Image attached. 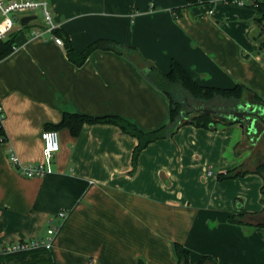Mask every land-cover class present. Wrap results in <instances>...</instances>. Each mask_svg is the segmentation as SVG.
I'll use <instances>...</instances> for the list:
<instances>
[{"label":"crops","instance_id":"1","mask_svg":"<svg viewBox=\"0 0 264 264\" xmlns=\"http://www.w3.org/2000/svg\"><path fill=\"white\" fill-rule=\"evenodd\" d=\"M46 1L57 28L77 49L114 39L135 46L161 71L175 59L201 85L241 82L264 100V56L250 5ZM36 11L20 14L19 21L35 18L14 26L7 35L15 36L13 49L0 59L7 137L0 142V245L43 237L47 220L57 223L56 213L64 210L51 247L54 264H177L174 242L188 251L189 264L205 255L217 264H264V171H251L264 163V132L245 144L237 122L215 129L184 124L148 143L133 168L135 137L112 123H84L76 136L57 129L50 172L26 177L17 171L11 155L41 162V132L63 112L118 114L142 130L169 119L165 94L137 62L96 49L75 65L46 32L32 35L42 25ZM4 19L0 13V27ZM229 169L250 171L218 177ZM240 213L249 224L228 221Z\"/></svg>","mask_w":264,"mask_h":264},{"label":"trees","instance_id":"2","mask_svg":"<svg viewBox=\"0 0 264 264\" xmlns=\"http://www.w3.org/2000/svg\"><path fill=\"white\" fill-rule=\"evenodd\" d=\"M183 1L188 5H197L213 2L214 0ZM252 7L255 9L254 21L257 25V33L254 38L258 43V51L264 52V0L256 1V4L252 5ZM53 33L62 38L67 58L75 65L83 64L87 56L96 49L112 50L120 54H126L138 63L141 72L149 82L165 94L169 103V119L165 124L155 129L142 130L133 122L118 114L91 115L82 112H63L59 122L48 125L47 129L56 131L60 127H66L73 136L78 135L81 126L84 123H112L116 125L123 133L130 134L136 138V144L131 154L133 168L136 166L139 152L148 143L159 138L172 136L181 125L191 124L196 127L215 129L218 124L229 126L232 123H236L228 122L226 119L221 118L220 115L201 111L194 112L187 119L181 120L180 111L182 109L208 107L214 108L219 112H226L243 96L264 102V100L253 89L241 82H237L234 86L228 88L201 85L197 83L186 69L175 59H171L167 71H161L153 64L148 63L140 55L135 46L126 45L114 39L98 38L88 43L84 48L77 49L72 45L65 32L56 28ZM14 38L15 36L11 35L0 39V59L11 52L14 46ZM6 138L0 120V142L5 141ZM262 170L264 171V163L251 171L259 173ZM249 171V169H229L223 173H219L218 177L221 179L233 178L236 176H242ZM262 192L264 196V190ZM242 215L243 213L237 215L229 214L228 221L236 224H249V222L242 219ZM173 252L177 264H189L188 251L184 249L180 243H173ZM206 262L217 264L214 258L206 255L201 257L197 264H205ZM0 264L54 263L51 257V249L38 247L26 251L0 254ZM139 264L143 263L140 262Z\"/></svg>","mask_w":264,"mask_h":264},{"label":"built area","instance_id":"3","mask_svg":"<svg viewBox=\"0 0 264 264\" xmlns=\"http://www.w3.org/2000/svg\"><path fill=\"white\" fill-rule=\"evenodd\" d=\"M256 1L259 0H214L213 2H222L237 6H252L256 4ZM35 10L39 11L41 14L42 25L41 28L34 30L32 35H41L43 32H46L50 39L63 45L62 38L53 33L54 29L57 28V24L53 19L46 0H18L7 3L0 0V13L5 17L3 26L0 27V38H5L9 33L14 31V26L20 23L19 16L21 13ZM2 118L3 112L0 108V120ZM41 140L43 154V160L41 162L23 163L19 161L15 154L11 155V161L21 175L26 177L41 176L51 171L50 164L52 157L59 146L58 133L56 130L45 129L41 132ZM56 216L59 218L57 223H53L52 218L47 220L48 224L43 237H33L26 240H18L6 245H0V254L26 251L38 247L51 249L53 240L66 218L67 213L64 210H59Z\"/></svg>","mask_w":264,"mask_h":264},{"label":"water","instance_id":"4","mask_svg":"<svg viewBox=\"0 0 264 264\" xmlns=\"http://www.w3.org/2000/svg\"><path fill=\"white\" fill-rule=\"evenodd\" d=\"M32 18H35V15H23L20 18V22L22 25H25ZM243 56L247 57L248 55L247 53L246 54L244 53ZM240 99H242V97ZM258 107L259 106L257 103L244 102L242 104H239L236 110H231L228 112H219L214 108L200 107L193 109H182L180 111V115H181V120L187 119L194 112H200V111L205 113L220 115L221 117L225 118L228 122H237L241 128L243 126H246L245 134L248 136L250 141H252L253 139L252 134L257 131V128L255 126V119L257 117L256 109H258Z\"/></svg>","mask_w":264,"mask_h":264},{"label":"flooded vegetation","instance_id":"5","mask_svg":"<svg viewBox=\"0 0 264 264\" xmlns=\"http://www.w3.org/2000/svg\"><path fill=\"white\" fill-rule=\"evenodd\" d=\"M244 102L257 103L258 106L260 107V108L258 107V109H256L257 117L255 119V126L257 128V131L252 134V137L253 136L259 137L264 132V102H260V101L251 99L247 96L246 97L244 96V97H242V99H239L234 105H232L231 109L227 110L226 112L231 111V110H236L238 108V105L242 104ZM221 118H223V117H221ZM223 119H225V118H223ZM242 130L245 133L246 126H243ZM249 141H250V139H249Z\"/></svg>","mask_w":264,"mask_h":264},{"label":"rangeland","instance_id":"6","mask_svg":"<svg viewBox=\"0 0 264 264\" xmlns=\"http://www.w3.org/2000/svg\"><path fill=\"white\" fill-rule=\"evenodd\" d=\"M36 15H37V17H38V20L41 18L40 17V13H39V11H36ZM41 23H42V20H41ZM263 56H264V52H263ZM263 134V133H262ZM260 138H261V136H259ZM263 137H264V134H263ZM253 138V137H252ZM247 140H248V136L245 134L244 135V141H245V144H247ZM252 142H254L253 141V139H252ZM248 146V145H247ZM259 153V152H258ZM251 162V163H250ZM247 163H249V165H251V168H255V164H254V162L252 161V160H250V158L248 159V161H247ZM206 264H209V263H206Z\"/></svg>","mask_w":264,"mask_h":264}]
</instances>
